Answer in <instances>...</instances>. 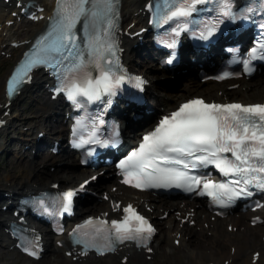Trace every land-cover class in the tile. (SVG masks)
Segmentation results:
<instances>
[{
  "label": "snow or ice",
  "instance_id": "1",
  "mask_svg": "<svg viewBox=\"0 0 264 264\" xmlns=\"http://www.w3.org/2000/svg\"><path fill=\"white\" fill-rule=\"evenodd\" d=\"M100 2L103 4L102 12L89 10L87 6L91 0H57V18L47 35L37 41L40 45L38 52L33 53L28 61L16 69V74L8 83L9 96L18 90L19 84L25 82L21 73L26 75V70L34 65L61 69L57 72L59 87L56 91L65 93L67 99L77 107L83 103L77 97L91 102L101 100L102 94L109 97L105 103L110 105L111 97L116 95V90L127 79H132L134 86L143 90L144 81L141 78L127 77L123 71L119 74L114 71L118 64L115 59L117 45L112 34L115 0ZM208 2L209 0H173L166 6L165 14L160 20L167 22L174 18L191 17L198 11L196 5ZM219 3L220 16L236 18V13L232 10L234 0H219ZM245 11L252 12L254 9L249 7ZM241 16L248 18L243 13ZM81 18L91 19L93 25L96 19L103 20V30L91 33L87 41V58L85 50L76 43L78 37L74 31ZM219 23L222 20L218 19L206 33L201 32L199 38L208 39L217 30ZM44 41L48 42L43 43ZM162 42L168 48L176 46L175 41ZM174 58L175 53L172 54V59ZM258 58L264 59V42L253 47L248 59L242 61L244 71H253L249 66L250 62ZM90 65L99 70L95 79L90 71H86ZM229 75L226 72L218 79ZM103 123V119L94 122L88 139H84L80 135L82 122L77 120L72 131L73 137H76L73 140L74 146L82 147L89 143L107 146L108 140H101L97 135L99 125ZM116 142L118 141L113 140V143ZM209 165L214 166L221 175L234 179L214 182L203 175L193 174L195 170ZM118 167L124 177L122 182L133 187L146 189L174 186L195 191L202 185L203 190L199 194L206 193L221 207H228L236 198L251 197L254 193L250 188L264 191V104H217L207 103L202 98L192 99L169 116L163 117L158 126L142 138L139 147L119 162ZM76 194V191L62 193L64 211L69 210ZM38 203L43 204V201ZM115 207L118 209L120 206L117 204ZM123 212V218L111 220L108 227L107 220H100L99 226L91 235L81 233L80 229L85 225H78L72 233L74 242L84 245L86 249L95 248L101 254L115 251V245L125 241L147 247L156 229L131 204ZM90 224H93L92 220L86 221V225ZM148 250L151 251V248ZM23 251L39 258L38 238L25 241Z\"/></svg>",
  "mask_w": 264,
  "mask_h": 264
},
{
  "label": "bare ground",
  "instance_id": "2",
  "mask_svg": "<svg viewBox=\"0 0 264 264\" xmlns=\"http://www.w3.org/2000/svg\"><path fill=\"white\" fill-rule=\"evenodd\" d=\"M17 1V0H16ZM40 5L46 6L49 9L48 14L51 13L52 8L54 6V1L49 2V0H37ZM149 0H124L123 4V13L126 16L129 12H132L130 22H134L130 25V22L127 23L123 27L124 31V40L126 46V60L132 63V57L129 55V52L133 50L132 48L138 42V37L134 36L133 33L136 32L142 25L145 24V20L143 18L144 12L146 11L147 3ZM10 3H5V7ZM16 9V8H15ZM40 29L37 28L33 31V35H17L13 40L24 41V40H32L35 34ZM30 38V39H29ZM26 44V43H25ZM27 45H25L26 47ZM20 47V46H19ZM18 47V48H19ZM17 49V48H14ZM24 49V48H23ZM20 48V52L17 54L19 57L23 51ZM134 67H137V64H134ZM157 66H153L152 63L146 62L140 70L150 73L151 70L156 69ZM165 75V73H162ZM161 74V75H162ZM40 78V77H38ZM4 78H0V119H7V124L9 123L11 116H3L6 110L13 106L14 102L10 104L9 99L5 93V80ZM233 82H222V83H211L210 81L206 84L198 81L188 80L185 81L180 86H176L174 89L170 88V91H166L164 85H159V87H163V91L167 92V95H170L171 100L167 101L164 104L165 107L170 106L171 104L179 103L181 100L188 98L189 95L195 94L199 95L198 92H204L208 96H216L217 90L215 91L214 87H218V90H223L224 95H230L231 97H239L238 100L245 99L246 101H260L264 99V78H260L256 81H246L242 83L238 88L229 89L227 88ZM247 87L244 89V87ZM50 106H58V103H50L48 99H44L42 103L39 104V109L46 111L50 109ZM53 110H56L54 108ZM32 121V120H31ZM7 124L5 126H7ZM56 130H64L63 126L56 127ZM38 133V132H37ZM56 134H53L55 136ZM2 147V146H0ZM68 158L59 159L56 158L53 154L46 157H38L36 160L29 161H18L13 165L12 169L7 171V175H12L13 178H20L18 184H13L6 189L8 192L17 193L18 190L26 191L29 189L36 188H46L49 187L52 183H58L60 188H68L74 187L76 185H81L82 181L88 177L87 171L83 168L78 169L76 163L70 156L67 154ZM52 156H54L53 159ZM43 164V166L37 169V166ZM10 164L8 163V166ZM55 166V170L51 171L48 167ZM21 170V172H19ZM109 177L110 182L115 183V178L111 176L110 173L105 174ZM102 178V181L105 182L107 178ZM38 176L39 183L34 182L32 178ZM52 178L50 185H46L48 182L47 179ZM3 177H0V185L4 184ZM47 182V183H46ZM110 187V184H103L99 182L97 184V188L104 189ZM119 191V190H118ZM120 198L124 200H132V196H128L125 191L119 193ZM140 198L144 197V200L148 202L149 205L155 207L154 214L159 219L161 215L164 214L167 210H180L184 211V208L179 206H171L168 204L158 203L153 196L147 195L145 193H139ZM150 200V201H148ZM193 205V203H190ZM92 208V210H91ZM163 211L161 212V209ZM91 210V211H90ZM95 210L106 211L110 210L108 202H95L92 207L85 208L83 207L79 213L81 216L87 214V212H93ZM188 211V210H187ZM187 211L181 212H169L167 218H165L164 223H160L162 226V231L160 232L159 240L165 241L169 243L171 240L174 241L178 236L181 239V243L179 247H186V258L187 264H264V242L259 239V231L264 228V223L258 225L257 228H252L250 225L246 226L245 230H239L237 228L236 231H229L228 225L233 224L234 226L245 225V216L241 218L232 217L227 220L226 226L222 225L221 221L211 222L210 218L203 219L200 221L199 225L194 227H189L186 223H182L181 219L184 218L187 214ZM197 217H199L198 212L195 211ZM190 214L192 212L189 211ZM8 214L4 215L5 217ZM179 217V219H177ZM211 224H210V223ZM2 223V222H1ZM168 223V224H166ZM206 223H209V227H206ZM202 227V229H201ZM7 244L10 243L7 241ZM57 246V245H56ZM54 243L49 242V250L55 252V261L56 264H69L68 256L65 255L67 249L65 247H56ZM161 245L159 247V253L164 257L173 256L174 253L168 252ZM163 249V250H162ZM255 250H259L261 252L260 257H256L253 252ZM125 255H129V259L127 263L122 262V258ZM107 256V255H105ZM148 254L142 250L135 249L133 247H123L120 249L119 253L113 254L112 260L107 261L103 260L102 257L95 258L93 255H86L85 257L79 258L74 264H143L147 261ZM48 262H51L48 260ZM51 264H54L52 262ZM150 264H154V262L150 261Z\"/></svg>",
  "mask_w": 264,
  "mask_h": 264
},
{
  "label": "rangeland",
  "instance_id": "3",
  "mask_svg": "<svg viewBox=\"0 0 264 264\" xmlns=\"http://www.w3.org/2000/svg\"><path fill=\"white\" fill-rule=\"evenodd\" d=\"M0 12H1V10H0ZM0 19H1V17H0ZM40 25H41L40 23H30L28 25H24L22 28L17 29L16 33H15L16 29H13L11 31V34L20 33L24 29L23 32L28 31L25 34L30 35L31 32L35 28L39 27ZM26 28H28V30ZM6 32H7V30H5L3 35L0 33V38H8L10 33L5 34ZM8 41L9 40L6 39V42H4V43L8 44ZM4 51L8 52L9 49L7 47H5L4 49H2L0 47V78L5 76V73L11 68V66L14 63V60L12 58L4 57V55H2V53ZM8 53H10V52H8ZM8 53H7V55H8ZM172 89H174V88H172ZM244 89H245V87H244ZM18 113H20V111H18ZM32 115H33V110H31V111L27 110V111L23 112L22 118H23V120H25L26 117H30ZM1 157L2 156L0 155V177L4 178L3 181L5 182V184L12 183L15 180H20V179H17V178H13L12 175H7V171L12 169L13 166L10 167V168L9 167L7 168V166L5 165L4 167H2V165L5 162V159H4L5 154H4L3 158H1ZM5 168L7 169V171L5 170ZM19 172H21V171H19ZM12 179H15V180H12ZM51 179L52 178H49L48 181L51 180ZM35 180H39L38 176L35 177ZM261 237H262V234L260 233L259 234V238L261 239ZM167 248L171 250V247L167 246ZM11 256H12L13 259L17 260L15 264H21L22 263L23 259H21V256L19 254H17L16 252H12ZM7 260H8V256H5L3 259L0 258V262H6ZM48 260H50L51 262H48ZM109 260H111V259H109ZM187 260L188 259L186 258V251L185 250H177V251H175L173 256L171 255V256H168V257H164V256H162L161 253L157 254L156 257L152 260V262H154V264H187ZM52 262H54V264H56V261L54 259L53 254L52 253H47V255L43 259H41L39 261H31L30 264H51ZM68 262H69V264H72L71 259H68Z\"/></svg>",
  "mask_w": 264,
  "mask_h": 264
}]
</instances>
